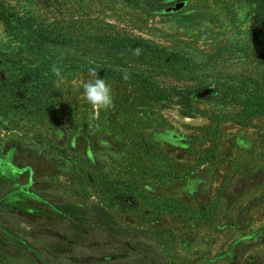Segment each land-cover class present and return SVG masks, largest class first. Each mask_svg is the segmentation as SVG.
<instances>
[{"label":"rangeland","instance_id":"obj_1","mask_svg":"<svg viewBox=\"0 0 264 264\" xmlns=\"http://www.w3.org/2000/svg\"><path fill=\"white\" fill-rule=\"evenodd\" d=\"M3 1L25 26H111L207 53L245 44L257 9L249 0ZM19 33L0 20V50L35 55ZM88 79L89 71L67 72L49 108L21 103L0 112V264H98L89 247L52 248L67 230L61 203H96L120 225L156 231L173 264H264L258 128L229 118L213 125L214 109L233 108L187 93L167 97L162 76L152 97L105 79L115 106L94 110L83 98ZM151 237L141 238L148 248Z\"/></svg>","mask_w":264,"mask_h":264},{"label":"trees","instance_id":"obj_2","mask_svg":"<svg viewBox=\"0 0 264 264\" xmlns=\"http://www.w3.org/2000/svg\"><path fill=\"white\" fill-rule=\"evenodd\" d=\"M249 1L257 4L255 30L250 39L239 49L220 47L207 53L187 46L169 48L111 26L77 27L63 33H55L50 24L25 26L0 0V20L7 28L27 35L25 44L37 52L15 56L0 50V112L21 103L31 109L49 108L59 88L51 71L54 64L63 70V76L94 68L104 79L133 85L149 97L161 76L168 81L160 89L171 98L181 93L195 96L213 87V95L199 99L214 100L233 109L226 115L220 113L221 109H214L209 115L212 124L220 127L229 118L242 126H255L264 140V0ZM136 48L142 49L139 56L133 55ZM125 70L130 75L128 81L123 79ZM254 120L263 123L259 125ZM260 154L264 171V151ZM257 187L264 194V177ZM56 210L61 220H66L67 230L53 236L54 250L86 246L91 249L90 258L98 264H173L156 231L120 225L102 205L61 203ZM146 234L153 236L152 248L147 247L146 239H141ZM100 236L107 240L99 242ZM117 238L118 244L114 245Z\"/></svg>","mask_w":264,"mask_h":264},{"label":"clouds","instance_id":"obj_3","mask_svg":"<svg viewBox=\"0 0 264 264\" xmlns=\"http://www.w3.org/2000/svg\"><path fill=\"white\" fill-rule=\"evenodd\" d=\"M142 49L136 48L133 50V55L139 56ZM52 74L57 78V84L64 79L63 70L57 65L51 68ZM123 79L130 80V75L127 70L124 71ZM83 98L91 105L94 110H104L114 108V99L111 86L104 78H101L99 73L94 69H89V79L82 84Z\"/></svg>","mask_w":264,"mask_h":264},{"label":"water","instance_id":"obj_4","mask_svg":"<svg viewBox=\"0 0 264 264\" xmlns=\"http://www.w3.org/2000/svg\"><path fill=\"white\" fill-rule=\"evenodd\" d=\"M181 6H183V1H181L178 4H176L175 9L180 8ZM213 94H214L213 87H207V88L203 89L201 92L195 94V96L197 98H199V97H205V96L213 95Z\"/></svg>","mask_w":264,"mask_h":264}]
</instances>
